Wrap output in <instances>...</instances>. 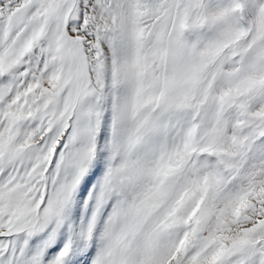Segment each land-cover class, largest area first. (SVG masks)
I'll use <instances>...</instances> for the list:
<instances>
[{
    "label": "snow or ice",
    "instance_id": "snow-or-ice-1",
    "mask_svg": "<svg viewBox=\"0 0 264 264\" xmlns=\"http://www.w3.org/2000/svg\"><path fill=\"white\" fill-rule=\"evenodd\" d=\"M0 264H264V0H0Z\"/></svg>",
    "mask_w": 264,
    "mask_h": 264
}]
</instances>
